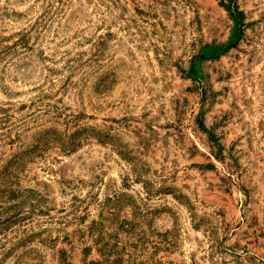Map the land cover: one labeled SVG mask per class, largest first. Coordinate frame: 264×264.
<instances>
[{
	"label": "rangeland",
	"instance_id": "rangeland-1",
	"mask_svg": "<svg viewBox=\"0 0 264 264\" xmlns=\"http://www.w3.org/2000/svg\"><path fill=\"white\" fill-rule=\"evenodd\" d=\"M0 264H264V0H0Z\"/></svg>",
	"mask_w": 264,
	"mask_h": 264
}]
</instances>
